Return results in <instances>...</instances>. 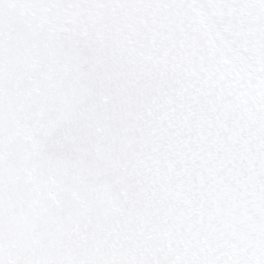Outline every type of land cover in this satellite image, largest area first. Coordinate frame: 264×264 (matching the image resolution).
Returning <instances> with one entry per match:
<instances>
[{
    "label": "snow or ice",
    "instance_id": "snow-or-ice-1",
    "mask_svg": "<svg viewBox=\"0 0 264 264\" xmlns=\"http://www.w3.org/2000/svg\"><path fill=\"white\" fill-rule=\"evenodd\" d=\"M0 264H264V0H0Z\"/></svg>",
    "mask_w": 264,
    "mask_h": 264
}]
</instances>
